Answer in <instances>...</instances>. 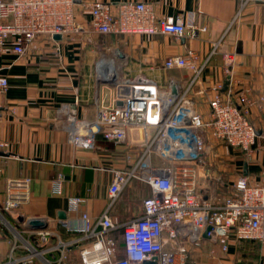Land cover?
I'll return each instance as SVG.
<instances>
[{
	"label": "crops",
	"instance_id": "1",
	"mask_svg": "<svg viewBox=\"0 0 264 264\" xmlns=\"http://www.w3.org/2000/svg\"><path fill=\"white\" fill-rule=\"evenodd\" d=\"M92 1H143L157 18L181 20L186 32L179 38L161 33L102 35L92 31L88 24L87 6ZM73 11L76 22L84 29L73 40L42 35L21 57L0 54V73L8 80L6 92L0 94V151L7 153L0 154V205L8 179L31 178L28 199L12 215L2 213L16 231L27 238L24 231L34 230L27 225L29 219H40L47 228L57 231L61 215L78 214L68 211V198L73 196L86 199L80 209L92 219L99 216L108 203L110 173L106 168L126 165L128 155L132 162L138 151L134 141H139L143 134L130 128L125 140L118 143L98 135L94 147L84 149L70 140L72 119L92 121L100 105L111 103L114 87L111 81L100 80L107 77L105 74H144L161 83L159 75L169 72L167 81L174 79L185 86L190 72L162 71L160 65L166 58L188 50L197 53L199 64L204 63L191 89L194 108L207 117L211 86L221 82L226 87L223 97H227L229 89L232 102L237 95L247 93L251 100L248 120L256 133L249 155L226 144L214 149L221 162L216 163L215 154L205 167L204 196L213 200L230 193L239 176L246 177L249 184L264 185V0H74ZM225 54L232 59L229 66ZM226 66L228 73L224 72ZM206 141L212 145L208 150L217 143L208 134ZM224 188L227 192L219 193ZM148 195L146 183L131 181L109 207L110 217L116 223L131 218L140 212L141 201ZM0 226L6 231L0 233L3 261L15 238L5 225ZM60 231L63 240L71 237ZM28 239L35 241L34 236ZM240 246L252 255L241 259ZM194 254L199 258L191 263ZM57 255L52 252L46 257L52 259ZM67 257L68 264H74L77 248L70 247ZM35 262L42 264L37 259ZM186 264H264V245L232 241L228 251L221 252L205 241L191 253Z\"/></svg>",
	"mask_w": 264,
	"mask_h": 264
},
{
	"label": "built area",
	"instance_id": "2",
	"mask_svg": "<svg viewBox=\"0 0 264 264\" xmlns=\"http://www.w3.org/2000/svg\"><path fill=\"white\" fill-rule=\"evenodd\" d=\"M73 5L74 0H0V54L21 57L42 35L54 39L53 35L59 34L73 40L84 30L75 20ZM87 9L90 29L102 35L161 33L179 38L186 32L181 20L157 18L143 1H92ZM224 57L229 66L231 57ZM198 61L197 53L188 50L161 63L162 71L190 72L185 86L174 79L161 84L144 74L114 78L111 103L100 105L94 120L72 119L70 140L84 149H92L98 135L118 143L125 140L130 128L143 134L134 141L138 151L132 162L128 155L126 165L106 168L110 173L108 203L95 219L80 209L85 198L69 197L68 211L77 216L59 218L57 231L47 227L25 230L28 237H35L31 242L2 215H12L28 199L31 178L6 181L0 223L15 239L0 264H36V259L42 264H68L67 252L72 246L77 248L80 264H142L147 260L186 264L205 241L221 252H227L232 241L264 245V185L249 184L246 177L239 176L230 193L213 200L203 194L206 135L249 155L256 133L248 120L251 100L247 93L232 102L229 89L223 97L226 87L221 82L211 86L207 117L194 108L191 89L204 64ZM228 66L225 73L230 71ZM7 88V77L0 73V94ZM135 179L149 186L150 195L142 199L139 213L116 223L108 209ZM54 187L59 191V180ZM60 230L71 237L63 240ZM52 252L58 253L57 258L46 257Z\"/></svg>",
	"mask_w": 264,
	"mask_h": 264
},
{
	"label": "rangeland",
	"instance_id": "3",
	"mask_svg": "<svg viewBox=\"0 0 264 264\" xmlns=\"http://www.w3.org/2000/svg\"><path fill=\"white\" fill-rule=\"evenodd\" d=\"M126 76H133V75H128V74H116V76H115V78H123V77H126ZM160 77H161V79H162V82H161V84H165L166 82H167V80H168V78L171 76V74L169 73V72H167V73H163V74H161V75H159ZM109 78V77H108ZM109 79H112V78H109ZM113 82V81H112ZM205 146H206V160L204 161V164H205V167L207 166L208 167V165L210 164V161L212 160V158H214V156H215V154H216V156H215V160L217 161L216 163L217 164H220V154L219 153H214V149L217 147V146H225V144L224 143H215V145H214V147L212 148V149H209L208 150V148L210 147L211 148V144L210 143H208V141H206V143H205ZM208 150V151H207ZM219 154V155H218ZM212 163H214V162H212ZM141 192V191H140ZM139 192V193H140ZM226 193L227 192V190L224 188V190L223 189H221V190H219V193ZM127 196L128 195H126V198H127ZM139 197V195H137L136 194V196L134 197V203L135 204H137V202L139 203V201H138V198ZM142 198V197H141ZM126 200V199H125ZM5 216H6V218H8L9 219V215H6V214H4ZM13 222V221H12ZM14 226L17 228V229H19V227L14 223ZM6 231L3 229V228H1V226H0V233L2 234V233H5ZM198 258L199 257H197V254H194V256L193 257H191L190 258V262L191 261H193V259H194V261L197 259L198 260ZM79 258L78 257H75L74 258V264H79ZM192 263V262H191Z\"/></svg>",
	"mask_w": 264,
	"mask_h": 264
},
{
	"label": "water",
	"instance_id": "4",
	"mask_svg": "<svg viewBox=\"0 0 264 264\" xmlns=\"http://www.w3.org/2000/svg\"><path fill=\"white\" fill-rule=\"evenodd\" d=\"M53 38L55 39H61V36L59 34H54ZM115 77H113L112 79H106V78H101V81H111L114 79ZM113 83V82H112ZM172 92H176L175 87H172ZM1 155H7V153H4L2 151H0ZM60 218H64V215H61ZM27 225L30 229H42L46 227L45 222H43L40 219H29L27 221ZM142 264H155L154 260H147L144 261Z\"/></svg>",
	"mask_w": 264,
	"mask_h": 264
},
{
	"label": "trees",
	"instance_id": "5",
	"mask_svg": "<svg viewBox=\"0 0 264 264\" xmlns=\"http://www.w3.org/2000/svg\"><path fill=\"white\" fill-rule=\"evenodd\" d=\"M241 241H248V242H252V240H239L238 242H241ZM255 242V241H254ZM243 246V245H242ZM242 246H240V258H244L245 256H248V254H250V256L252 255V252L249 251L247 252L244 248H242Z\"/></svg>",
	"mask_w": 264,
	"mask_h": 264
},
{
	"label": "bare ground",
	"instance_id": "6",
	"mask_svg": "<svg viewBox=\"0 0 264 264\" xmlns=\"http://www.w3.org/2000/svg\"><path fill=\"white\" fill-rule=\"evenodd\" d=\"M105 76H107V77H109V78H113V77H111V76H114V75H112V74H105ZM106 77V78H107Z\"/></svg>",
	"mask_w": 264,
	"mask_h": 264
}]
</instances>
